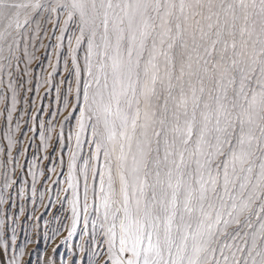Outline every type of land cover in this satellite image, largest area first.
<instances>
[{
    "label": "snow or ice",
    "instance_id": "obj_1",
    "mask_svg": "<svg viewBox=\"0 0 264 264\" xmlns=\"http://www.w3.org/2000/svg\"><path fill=\"white\" fill-rule=\"evenodd\" d=\"M44 12L57 24L64 17L57 64L49 59L45 78L58 74L63 56L67 87L56 91L68 114L59 132L52 121L37 128L25 111L13 127L18 96L33 90L25 87L37 59L30 33L33 22L39 32ZM5 69L7 156L19 166L25 155L12 157L16 133L38 132L45 151L55 139L62 170L67 148V187L56 198L70 206V223L61 227L71 237L83 223L81 236L96 247L88 264H264V0H0ZM46 172L56 166L39 172L51 180ZM30 174L35 197L37 174ZM18 179L0 175V203ZM52 183L59 189V180ZM5 237L0 231L6 252ZM11 246L19 251L8 264H24L26 244L13 234Z\"/></svg>",
    "mask_w": 264,
    "mask_h": 264
},
{
    "label": "rangeland",
    "instance_id": "obj_2",
    "mask_svg": "<svg viewBox=\"0 0 264 264\" xmlns=\"http://www.w3.org/2000/svg\"><path fill=\"white\" fill-rule=\"evenodd\" d=\"M40 21V30L35 32L36 25L33 22V32L37 39L35 41L36 48L29 45V51L35 52L37 57L29 66L30 75L25 79H31V84H25V87H31V92H21L18 96L19 103L17 104V112L13 113V127L15 126L18 113L25 111L28 116H36L38 119L35 126L38 128L41 121H52L56 128V132L60 131V125L64 122V117L67 116V111H62V98H58L56 86L59 85L63 92L67 85L61 84L60 81L67 76L64 70L63 56H61L58 65V74H55L49 83H45V78L51 72L49 59L51 64H57L55 52L60 51L55 49L57 43L56 37L61 34L60 29L63 27L64 17L61 16L59 24H57L54 14L44 12ZM75 31L74 26L69 25V32ZM67 35L65 33V50L67 48ZM43 44L44 47H40ZM23 47V44L21 45ZM80 63L83 65V52H80ZM23 63L20 68H23ZM7 69L0 73V95L7 96V106H11V91L8 89L9 76ZM13 77L16 79L15 65L12 69ZM39 83V90H36V85ZM74 87V84H73ZM25 99L28 101L25 103ZM5 105L0 104V175L8 172L12 179H18V183L13 189L9 190L11 199L4 203H0V231L5 232L9 247L5 252L0 247V262L8 264V261L14 254H18V248L13 249L11 246V237L16 236L17 245H25V255L22 257L24 264H47L49 260L52 264H88L89 257L94 255L96 247L90 243L91 237L89 234L81 236L83 223L77 226V232L69 237L68 227H61V224L67 225L70 221L65 220V216L70 214V206L65 202L63 205L56 198V191L67 187L65 181L67 174V148L64 149L63 159L65 165L63 170L58 166L57 158L61 156L60 145L55 139L50 142L47 151L44 150L43 144L39 138L38 132H28L27 135L31 139L17 136V146L12 149V157L17 156L18 150L26 149L25 155L19 156V166H16L15 161L7 156V140L4 139L3 133L7 129V112L4 111ZM56 113L55 117L52 115ZM27 118V117H25ZM21 129L26 131L24 119L20 120ZM75 120L72 125H65V136L68 135L70 127L74 130ZM28 127L33 126V121L28 120ZM22 141V143H19ZM74 146V140H73ZM53 148L56 151H53ZM84 154L87 155L89 149L87 145L84 147ZM45 156H50L51 159H44ZM100 163H103L101 158ZM56 166V172H46L51 180H45L39 175L41 170H47ZM14 169V171H13ZM63 171V175L60 173ZM30 172L37 174L36 187L39 190L35 197L31 192L32 175ZM52 180H59V189L52 183ZM24 186V195H19L20 186ZM45 192L44 200H40L39 193ZM70 192V190H69ZM81 193H82V178H81ZM61 199L64 197L63 191L60 192ZM59 228V233L52 238L53 231ZM89 233L91 232V222H89ZM30 241V242H29ZM55 249V251H53Z\"/></svg>",
    "mask_w": 264,
    "mask_h": 264
}]
</instances>
